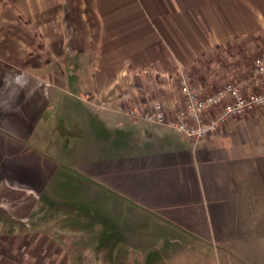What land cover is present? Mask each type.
Masks as SVG:
<instances>
[{
  "label": "crops",
  "instance_id": "0c3cea01",
  "mask_svg": "<svg viewBox=\"0 0 264 264\" xmlns=\"http://www.w3.org/2000/svg\"><path fill=\"white\" fill-rule=\"evenodd\" d=\"M249 35L264 0H0V264H264V107L197 143L120 111Z\"/></svg>",
  "mask_w": 264,
  "mask_h": 264
},
{
  "label": "built area",
  "instance_id": "2783aa9c",
  "mask_svg": "<svg viewBox=\"0 0 264 264\" xmlns=\"http://www.w3.org/2000/svg\"><path fill=\"white\" fill-rule=\"evenodd\" d=\"M180 107L173 111L155 101L125 113L143 122L164 125L192 143L217 133L232 118H241L264 107V44L251 62L248 77L226 82L207 91L186 71L177 73Z\"/></svg>",
  "mask_w": 264,
  "mask_h": 264
},
{
  "label": "rangeland",
  "instance_id": "374dc122",
  "mask_svg": "<svg viewBox=\"0 0 264 264\" xmlns=\"http://www.w3.org/2000/svg\"><path fill=\"white\" fill-rule=\"evenodd\" d=\"M244 15L243 17L247 18L248 14ZM17 29L20 33L24 28L18 26ZM263 44V36L261 38L251 37L250 35L246 37H235L227 41L223 46H213L209 51L202 54V56L195 58L191 65L177 66L174 72L166 75V79L172 83V88L178 91L177 73L179 70L186 71L192 77L193 81L202 85L209 92L226 82L234 81L245 76L248 77L251 71V62L258 55ZM127 109L132 110L129 107H121L120 111H126Z\"/></svg>",
  "mask_w": 264,
  "mask_h": 264
}]
</instances>
